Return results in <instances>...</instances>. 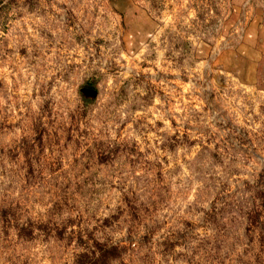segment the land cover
Listing matches in <instances>:
<instances>
[{
    "label": "rangeland",
    "instance_id": "obj_1",
    "mask_svg": "<svg viewBox=\"0 0 264 264\" xmlns=\"http://www.w3.org/2000/svg\"><path fill=\"white\" fill-rule=\"evenodd\" d=\"M231 14L0 0V264H264V56Z\"/></svg>",
    "mask_w": 264,
    "mask_h": 264
},
{
    "label": "crops",
    "instance_id": "obj_2",
    "mask_svg": "<svg viewBox=\"0 0 264 264\" xmlns=\"http://www.w3.org/2000/svg\"><path fill=\"white\" fill-rule=\"evenodd\" d=\"M230 8L231 19L242 24L237 42L241 57L261 59L264 56V0H230Z\"/></svg>",
    "mask_w": 264,
    "mask_h": 264
}]
</instances>
